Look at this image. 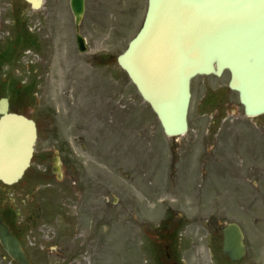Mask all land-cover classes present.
Wrapping results in <instances>:
<instances>
[{
  "label": "rangeland",
  "instance_id": "374dc122",
  "mask_svg": "<svg viewBox=\"0 0 264 264\" xmlns=\"http://www.w3.org/2000/svg\"><path fill=\"white\" fill-rule=\"evenodd\" d=\"M147 2L86 0L80 30L88 50L80 52L70 0H45L38 11L23 0H0V48L21 13L24 29L40 35L35 46L22 45L0 64V98L9 97L11 110L56 118L61 139L87 165L77 188L81 203L51 175L37 188L28 185L32 168L18 183L0 184V202L18 210L17 229L35 264H233L222 249L230 222L243 227L248 245L238 263L264 264L262 119L254 127L256 117L244 114L228 71L199 75L191 84L189 131L165 135L117 62L140 29ZM105 185L104 198L96 186ZM41 199L46 207L34 214ZM166 243L176 250L171 260ZM0 264H15L1 245Z\"/></svg>",
  "mask_w": 264,
  "mask_h": 264
},
{
  "label": "water",
  "instance_id": "95a60500",
  "mask_svg": "<svg viewBox=\"0 0 264 264\" xmlns=\"http://www.w3.org/2000/svg\"><path fill=\"white\" fill-rule=\"evenodd\" d=\"M38 10L44 0H26ZM76 27L85 0H71ZM79 50H87L78 33ZM168 136L188 131L191 80L200 74H231L245 114L264 113V0H149L144 24L118 57ZM37 139L35 122L9 111L0 100V181L12 184L29 167ZM0 242L18 264H32L19 239L0 217ZM223 249L232 260L245 253L236 223L224 228Z\"/></svg>",
  "mask_w": 264,
  "mask_h": 264
},
{
  "label": "flooded vegetation",
  "instance_id": "af4514ba",
  "mask_svg": "<svg viewBox=\"0 0 264 264\" xmlns=\"http://www.w3.org/2000/svg\"><path fill=\"white\" fill-rule=\"evenodd\" d=\"M39 36L40 35L36 36L37 40L39 39ZM7 51H10L11 54L5 56V53ZM13 52L15 54L17 53V32H15V34L10 38V41H7V43L3 48H0V54L4 55V58L6 59L11 58ZM48 59L45 58V60L43 61V65L46 66V62L48 63L49 61ZM40 67L41 66L39 65V63L34 65V72L39 70ZM39 78L40 75L34 76L31 79L30 84L36 86ZM259 117L260 116H257L255 118L256 122H253L254 127H257V123L260 119H262L261 123L264 124V115L263 118H259ZM33 119L35 120L37 126L38 139L35 145L34 155L31 163L32 169L28 175L27 184L28 185L36 184V188H37L39 186L40 180L51 181L52 178L49 176L51 175L53 176V180L56 181L57 184L59 183L63 184L62 185V188H64L63 190L73 188L75 190L74 193L76 195L74 202L81 203L82 201H84V199L81 198L80 190H78L77 188L80 184L81 179L87 176V172H86L87 165L84 164L83 162H80L79 158L73 155V153L75 152L74 151L75 148H71L68 142L64 140V138L61 139V130L58 126L56 118H33ZM262 133L264 134V130L262 131ZM43 134L45 135V138L42 137ZM46 142H50V145H46ZM253 165L254 164H251L250 168L246 169V171L249 172L247 176L249 179L255 176V174L252 172ZM96 187L102 197L104 198L108 197L109 194L108 185H105L103 187L101 186L99 187L96 186ZM0 190L3 189L0 188ZM36 192L39 196L43 194V193H39L38 189H36ZM35 196L36 194L33 192L32 199H34ZM101 196L99 195V197ZM37 201L35 202V206H34V208L37 209V212L34 214H37L39 210H42L44 207H46L45 206L46 202H44L45 199H41L40 201L39 200ZM73 206L75 207V205ZM107 208H109L108 204H107ZM0 215H2L4 219L7 217L11 225L14 224L13 219L16 218V222L18 225L17 218L19 217L18 215L20 214L14 205L11 204L5 205V204H1L0 202ZM166 234L168 235V238H172L174 235L172 232H168ZM244 239H245L246 247L248 248L245 232H244ZM246 255L247 252L245 256ZM167 257L170 260L172 259L171 254ZM174 264H178V263L174 262Z\"/></svg>",
  "mask_w": 264,
  "mask_h": 264
}]
</instances>
